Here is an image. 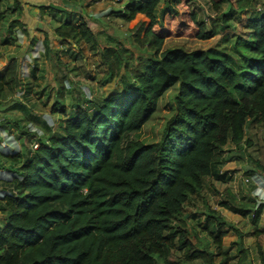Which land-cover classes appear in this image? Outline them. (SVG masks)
I'll use <instances>...</instances> for the list:
<instances>
[{"label":"trees","instance_id":"1","mask_svg":"<svg viewBox=\"0 0 264 264\" xmlns=\"http://www.w3.org/2000/svg\"><path fill=\"white\" fill-rule=\"evenodd\" d=\"M65 1L74 9L51 4L38 8L57 22L53 32L67 46L61 52L76 60L83 57L81 50L75 51L83 41L92 42V49L97 44L83 6L102 0L84 5ZM193 1L128 0L112 9V15L134 27L131 37L138 53L106 46L100 64L107 67L106 75L118 80L121 90L96 99L84 97L85 103H75L70 113L62 99L66 87L59 81L52 110L64 119L59 131L51 132L48 119L35 114L22 116L27 128L17 120H4L17 128L18 137L27 134L29 142L38 145L13 151L0 145V159L9 162L4 167L0 161V264H192L196 260L230 264L228 251H222L228 228L240 237L237 264H251L246 261L249 249L242 245V234L216 211L207 207L200 226L203 236L183 211L201 192L206 178L231 179L220 169L224 147L231 143L240 149L246 125L264 123V9L257 7L260 0H208L214 11L209 25L195 11H182L195 25L189 34L207 40L232 28L231 17L238 18L244 30L231 36V46L161 51L166 33L173 31H166L161 20L181 17L178 7ZM6 18V10L0 9V46L17 42L12 31L15 22L22 34L27 32L19 20L2 28ZM42 43L44 53L50 55L47 35ZM58 60L56 55L57 65ZM13 62L0 73V93L15 85ZM172 87L177 92L161 139L144 143L133 138ZM50 96L51 91L43 104ZM33 120L43 122L46 138H37L42 133L31 127ZM228 193L220 206L248 216L250 202H239ZM260 211L251 213L255 234L261 231L257 229ZM211 242L222 256L219 262L210 250ZM256 252L264 264V246L257 244Z\"/></svg>","mask_w":264,"mask_h":264},{"label":"rangeland","instance_id":"2","mask_svg":"<svg viewBox=\"0 0 264 264\" xmlns=\"http://www.w3.org/2000/svg\"><path fill=\"white\" fill-rule=\"evenodd\" d=\"M3 0L0 2V9L6 10V21L2 28L10 27L11 23L19 20L26 28L30 26L26 33L22 34L21 27L16 24L12 27V31L16 32L17 42L12 46H0V73L7 66L11 59L14 61L15 72L13 88H5L0 93V125H5L0 128V145L5 151L24 149L27 146L38 145L35 140L29 142L30 136L27 134L18 137L17 128L14 125H6L4 120H17L21 127L27 128V123L22 121V116L35 114L39 117L44 116L50 127L51 132L59 131V123L64 119L58 112H53V102L55 91L59 88V81L66 87L63 103L67 113H70L75 103L83 104L84 97L96 99L99 96L104 97L106 94L121 90V84L116 78H110L106 75L107 67L101 65L100 54L106 46L111 47H126L135 54L138 53L131 34L134 32V27L125 22L120 16L110 12L112 9H118L128 0H102L91 3L90 6H83L82 14L85 16L86 22L96 33V43L94 49L86 42H82V48H75V51L81 50L82 58L72 60L69 55L61 52L66 49V45L61 44L60 40L54 34V28L57 26L53 18L47 13L33 18L32 13L41 5L51 4L52 6L68 7L73 10V4H64L65 0ZM87 4L90 0H73L71 3ZM189 4V5H188ZM188 7L181 5L178 7L181 12V17L167 18L161 20L166 31L163 40L161 51L165 49L181 48L184 51L208 50L220 46L222 44L231 46V36L238 35L244 30L243 23L239 22L238 18L231 17L229 22L232 28H225L217 36L207 40H200L190 35L194 29V23H189V17L182 11L188 9L195 11L197 17L203 21H207L208 25L213 20L214 11L210 8L208 0H194L188 2ZM68 5V6H66ZM7 6L10 8L7 10ZM11 7H15L11 10ZM228 5L222 7L225 10ZM258 9H264V0L257 3ZM82 8V7H81ZM82 10V9H81ZM39 11V10H38ZM53 10L49 11V13ZM39 13V12H38ZM55 17H59L56 15ZM52 13V14H54ZM247 16V15H245ZM64 15L59 18L60 21ZM184 19L185 22H182ZM42 21V31L36 30L39 26L37 21ZM1 29V28H0ZM168 29V30H167ZM2 30V29H1ZM39 33V34H37ZM45 35L49 38L50 55L44 53L43 39ZM133 35V34H132ZM233 40V39H232ZM74 49V46H70ZM56 52V53H55ZM55 53V54H54ZM56 55L60 58L59 65L55 63ZM65 64L68 65L65 67ZM34 69V71H33ZM75 69L73 71H70ZM121 76V74H117ZM43 90L44 94H39ZM51 91V96L48 101H45V94ZM177 88H170L159 99L158 108L147 121L140 132L133 135V138H138L144 143H155L159 141L164 132V127L172 115L169 106L173 104L174 96ZM43 118V117H42ZM43 120V119H41ZM41 132L40 138H46L45 127L43 122L37 124L33 120L31 124ZM41 129V131H40ZM245 140L241 144V148H236L233 144L228 143L224 147L222 153L223 163L220 166L221 171H227L231 179L228 182H221L210 177L205 179L203 189L199 194L193 196L184 206V214L189 217L188 222L200 231L201 224L205 221V213L207 207L212 211H216L226 221L227 224L235 227L242 234V245L249 249V257L246 260L251 264H262L256 252L257 244L264 246V197L258 195V192H264V123H248L245 129ZM4 163V167L9 165V162L0 159ZM259 163L261 167L256 164ZM250 172V174H248ZM249 179V182H247ZM0 185V189H2ZM228 191L239 202L249 203L247 209L250 211L246 217L240 214H234L229 210L220 206V201L228 196ZM251 198V200L249 199ZM261 209L258 213L259 220L257 229L260 233L255 234V227L251 220V213ZM3 216L0 213V222ZM200 222V225L198 224ZM227 227V226H225ZM201 236L204 235L201 231ZM240 241L238 232L232 228H228V232L222 238V251H228L230 256V264H237L238 253L237 242ZM240 248V247H239ZM210 250L213 251L215 261L219 262L222 258L220 251L211 242ZM192 264H202V261L196 260Z\"/></svg>","mask_w":264,"mask_h":264},{"label":"crops","instance_id":"3","mask_svg":"<svg viewBox=\"0 0 264 264\" xmlns=\"http://www.w3.org/2000/svg\"><path fill=\"white\" fill-rule=\"evenodd\" d=\"M122 6V5H121ZM39 9H35V11H34V13H32V17L33 18H39V16H40V13H38L39 11H38ZM87 19V18H86ZM56 22V21H55ZM37 24H39V26L38 27H42V21H37ZM56 24H57V22H56ZM27 28H28V30H29V28H30V26H27ZM36 30H38L37 28H35ZM38 32H39V30H38ZM37 34H39V33H37Z\"/></svg>","mask_w":264,"mask_h":264},{"label":"clouds","instance_id":"4","mask_svg":"<svg viewBox=\"0 0 264 264\" xmlns=\"http://www.w3.org/2000/svg\"><path fill=\"white\" fill-rule=\"evenodd\" d=\"M258 195H261L262 197H264V192H258Z\"/></svg>","mask_w":264,"mask_h":264},{"label":"built area","instance_id":"5","mask_svg":"<svg viewBox=\"0 0 264 264\" xmlns=\"http://www.w3.org/2000/svg\"><path fill=\"white\" fill-rule=\"evenodd\" d=\"M32 147H33V148H36V147H37V145H33Z\"/></svg>","mask_w":264,"mask_h":264}]
</instances>
